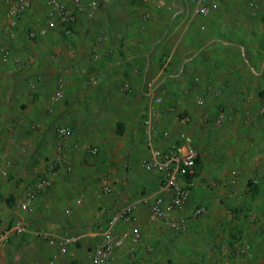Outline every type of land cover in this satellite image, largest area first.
I'll return each mask as SVG.
<instances>
[{
    "label": "crops",
    "instance_id": "1",
    "mask_svg": "<svg viewBox=\"0 0 264 264\" xmlns=\"http://www.w3.org/2000/svg\"><path fill=\"white\" fill-rule=\"evenodd\" d=\"M65 1L71 4L72 0ZM93 1L99 6L105 1L112 2L111 5L117 2ZM155 2L134 0L135 6L130 7V11L135 9L136 12L131 14L135 17L126 26L117 28L116 33L109 31L108 34L96 35L91 30L96 22L88 21V17L81 13L77 17L80 25H75L78 32L70 37H64L61 32V35L49 32L41 41H25V49L19 44L18 32L12 40L21 50L15 55L28 60L25 67L12 66L10 61L4 66L0 64V154L12 163V179L4 181L0 189V222L5 219L1 222L0 231L5 229L7 221H11L12 227L19 219L29 218L30 225L25 221L27 235L14 233L8 246L2 248L0 245V264L10 258L8 252L22 260L19 264H48L54 255L59 264H88L92 248L102 239L96 235V228L104 230L118 209L132 203H137V224L120 223L116 226L118 245L113 259L103 264H195L196 261L203 264L204 253L198 258L193 253L180 251L181 246L190 244L189 240L173 243L171 238H167L170 233L166 228L148 221V202L157 189L159 176L141 171L137 163L147 155L140 142L143 141V111L141 114L139 111L144 102L147 104V85L165 88V106L171 107L172 111L161 112L158 126L169 134V138L160 140L157 147L167 149L181 133L194 135L201 131L199 128L211 126L221 106L226 107L232 116L231 106L238 104L240 108L242 96L245 102L251 97L248 103L256 110L264 106V24L258 29H244V42L238 43L236 28L241 25L237 26L235 21L225 26L226 15H231V8L236 4L234 0H227L224 7L219 3L218 9L207 16L195 15L190 0ZM121 5L129 10L127 3ZM144 13L149 14L146 20L143 19ZM96 17L105 25L112 19V16L107 19L102 9L98 10ZM137 23L139 28H136ZM11 52L14 56V51ZM88 52L92 53L90 62L93 67L97 66L95 63L103 65L102 69L88 74L90 81L99 79L104 85L115 80L121 84L127 82L135 92V99L117 111L121 118L119 130L125 142L113 159L116 167L104 174L109 179L120 178L122 182L114 185L109 194L102 192L101 180L104 177L101 173L77 167L78 156L84 152L89 135L101 133V138L109 135L106 134L107 129L96 127L95 130L88 122L84 126L82 121L72 116L71 92L81 88L82 78L72 75L68 69H76L83 62V68L90 71V66L84 62ZM113 52H117L116 61H112ZM96 53L99 54L97 60L94 59ZM82 54L85 55L82 57ZM166 57L169 60L164 65ZM19 68L24 70L17 74ZM59 76L65 80L67 91L65 93L64 90L63 100L55 103L52 101L56 88L53 81ZM254 94L260 98H254ZM243 110L240 108L239 114L232 117H242L248 125L254 120L261 124L264 122V119H259L258 111L247 114ZM202 117L207 121L202 122ZM58 125L72 128V136L66 142V153L68 163L76 169L66 172L60 166L56 167L49 176V187L36 198L33 212L28 214L19 208V203L32 185L34 169H43L55 159V132L51 137L45 135ZM12 130L18 133V137L30 134L28 136L37 139L39 136V139L30 141L24 137L14 142L10 138ZM194 141L198 144L196 137ZM263 144L264 139L261 141ZM250 146L255 148L256 145L251 143ZM36 147L38 153L29 160L27 153L30 155L29 150ZM199 154L204 162L202 154ZM196 194L197 191H193L191 199H196ZM191 210L188 206L183 215H188ZM137 225L142 232L139 242L132 237ZM40 232L58 236L70 234L78 241L67 253L60 254L46 241L36 239ZM149 246L151 252L146 250Z\"/></svg>",
    "mask_w": 264,
    "mask_h": 264
},
{
    "label": "rangeland",
    "instance_id": "2",
    "mask_svg": "<svg viewBox=\"0 0 264 264\" xmlns=\"http://www.w3.org/2000/svg\"><path fill=\"white\" fill-rule=\"evenodd\" d=\"M251 1L234 0L236 4L231 8L233 9L230 11L231 17L226 15L225 18L227 20L225 21V26L235 21L237 26L241 25L236 28L238 43L244 42V37H242L244 29H258V27L264 24V20H262L264 16V0H257L259 5L255 16L252 15ZM123 2L129 5L128 11L127 6L122 7L121 3L123 4ZM226 2L227 0H216V10L219 7V3L224 7ZM102 4L99 6V9L104 10V13L107 14V19H111L110 16H112V19L107 23L108 25H105L104 22L100 21L102 19H98L97 17L88 18V21L92 23L96 22L95 26L91 28L96 35L108 34L109 31L116 33L117 28L122 25L126 26L129 24L128 21L135 17L134 15L131 16L133 12H136L135 9L134 11H130V7L135 6L134 0H117L114 5H111L112 2L109 4L108 1H105L104 6ZM5 7V0H0V64L4 66L5 63L1 60L2 52L5 48H9L11 51H14V56L13 52H11L9 58L12 66L22 65V67H25L26 60L28 59L15 55V52H20L21 50L17 49L12 40H9L7 37V26L4 19ZM228 8L230 7L228 6ZM45 16L46 10L40 7L35 12L25 15L20 19L17 32L20 35L19 44L21 48L25 49V41L35 42L42 40V38L34 41L27 40L23 36L27 30L43 26L45 24ZM78 23L80 21L76 20L75 25H80ZM132 23L135 22H130V24ZM75 25L72 29L73 35L78 32ZM136 28H139V23H137ZM50 33L61 35L57 28L52 29ZM60 37L62 38V36ZM88 49V51L91 50L90 46ZM91 54L88 52V58L84 61L90 66V71L83 68V62L76 69H68L72 75L76 74L78 78H82L81 88L77 91L74 89L71 92V96L73 97L71 106L74 110L72 111V116L82 121L84 126H87L88 122L93 129L96 127H101L103 130L107 129L108 132L106 134L109 135L101 138L99 137L101 133L99 135H89L87 133L89 138L84 152L78 156L77 167L82 166V168L101 173L103 177H106L107 175L104 173H107L110 168L116 167V162L113 159H116L117 152L120 150L119 148L125 142L123 140L125 137L122 136L119 130L118 122L121 118L117 111L135 99V92L123 94L120 91L123 84L116 80L106 85L99 79L90 81L88 74L102 69L103 66L95 63L97 68L93 67V64L90 62ZM113 54L112 61H116L117 52H113ZM84 55L82 54L81 56L83 57ZM78 61L81 62V59H78ZM23 70L19 68L17 74ZM59 80L64 82L66 93L67 84L60 76L54 79L53 86L56 87ZM158 86L162 87L161 85ZM243 97L239 101L240 108L244 109L243 112L253 114L254 111H257L256 107L245 102ZM255 97L259 99L260 95L254 94ZM61 104L64 103L62 102ZM146 105V102H144L143 108L139 111L140 113L138 112L139 114H141V111L144 112ZM234 105L230 109L232 110L230 111L232 116L238 115V110L240 109L238 104ZM226 109V107L221 106L217 109V114L221 112L229 114ZM258 116L259 119H264L259 114ZM58 126L53 127L52 132L46 133L45 137H51ZM69 127L71 128V126ZM35 129L37 130L38 128ZM35 129L32 130L36 131ZM199 131V133H195L194 135L186 132L192 139L196 137L198 144L194 141V147L199 158V171L198 175L195 176V185L193 187V191H197L196 199H191L188 206L193 210L196 207L204 205L206 211L199 217L189 220L188 229L184 233L167 234V238H171V242L173 243H180L182 239H185L184 242L189 240L190 244H187L186 247L184 246L185 248L181 246L180 248L182 249L180 251L182 252L183 250V252L185 251V253L189 254L193 253L198 258L204 253L203 264H264V144L261 145V141L264 139V122L261 124L259 121L254 120L248 125L245 119L236 117V119L233 118L230 123L223 126L215 127L211 125L209 127H201ZM5 135L7 136V134ZM28 135L30 134H27V136H20L19 134L20 137H18V133L12 130L10 138L14 142L16 139L22 140L24 137L30 141H37L39 139V136L37 139ZM140 142L144 146L143 141ZM251 143L256 145L255 148H251ZM109 144H113V146L110 147ZM38 150V147L33 148L31 151L29 150L30 155L26 152L29 160L35 157ZM92 150H96V153L91 154ZM199 152L202 154L204 162L201 161ZM137 163L139 164V162ZM75 169L71 166L70 172H74ZM10 179H12L11 175H9L8 181ZM35 179L36 177L33 175L31 184ZM189 214L186 216H189ZM29 220V218H25L24 221L30 225ZM2 221H5V219ZM1 222L0 225L2 224ZM11 224V221H7L4 228H9ZM24 235H27V233ZM11 239L5 244L0 243L1 247L8 246ZM36 239H42L41 241L43 242L46 241L41 237ZM243 244L249 245V255L237 254V246ZM4 253L7 252L4 251ZM7 255L10 258L6 259L3 264H19V262H22L18 257L13 256L11 252H8ZM199 263V261H196L195 264Z\"/></svg>",
    "mask_w": 264,
    "mask_h": 264
},
{
    "label": "built area",
    "instance_id": "3",
    "mask_svg": "<svg viewBox=\"0 0 264 264\" xmlns=\"http://www.w3.org/2000/svg\"><path fill=\"white\" fill-rule=\"evenodd\" d=\"M155 4V0H145ZM193 7V13L198 16H207L210 12L216 9L214 0H190ZM4 19L7 26V37L9 40H14L17 37L18 24L20 19L28 14L35 12L38 8L46 10L45 24L41 27L27 30L24 33V38L27 40H37L44 38L49 32L57 28L64 37L72 35L73 26L76 23L79 14L84 13L88 18H93L99 10V4L96 1L90 0H72L68 4L65 0H5ZM258 1L252 0L250 6L252 15H256L258 9ZM148 13H144L143 19H147ZM96 51V50H94ZM11 50L5 48L2 52L1 60L3 63L9 61ZM99 54L94 55L97 60ZM169 57L163 59L165 65ZM137 75H140L137 72ZM123 94L132 93V86L129 83H124L120 88ZM64 94V82L58 81L55 92L52 96L53 102H59ZM147 105L141 117V129L143 134V143L147 150V155L139 161V169L143 172L155 173L159 176L157 189L148 202L147 217L148 221L157 226L166 228L170 234L184 233L189 226V220L199 217L204 214L206 207L200 206L191 210L189 216L183 215V211L187 208L195 185V168L198 154L194 147L192 137L187 133H181L175 142L167 149H160L157 143L160 140L169 138V134L159 129L158 122L160 114L163 110L172 111L171 107L165 106L166 90L163 87L155 85H147L146 89ZM247 102H251V97H248ZM165 106V107H164ZM164 107V109H162ZM258 114L264 118V106H260ZM232 116L221 112L212 120V125L215 127L223 126L232 121ZM202 122L207 121L206 117L201 118ZM55 147L56 157L43 169H34L35 181L26 191L22 201L19 203V208L30 214L33 212V206L36 198L46 190L50 185V175L55 172L56 167L63 168L66 172L71 171V166L68 163L66 153V142L72 136V129L69 126H59L55 130ZM96 150H92L91 154H95ZM12 163L5 159L0 154V189L4 181L10 175ZM120 178L104 177L101 180V189L104 194L112 192L114 185L121 184ZM137 203H132L118 209L110 218L106 228L101 230L96 228V235L102 239L92 248L91 257L88 264H103L113 259V253L118 245L116 226L120 223H135L137 224ZM28 232V225L24 220L19 219L16 223L7 229H4L0 234V243H7L12 234H23ZM46 240V242L57 249L60 254H65L68 249L75 245L78 238L70 234L58 236L51 233L40 232L37 234ZM133 240L139 242L142 239L140 226L133 232ZM151 252L152 248H146ZM237 254L249 255L250 247L247 244L238 245L236 248ZM48 264H59L55 257ZM138 264H143L139 262Z\"/></svg>",
    "mask_w": 264,
    "mask_h": 264
},
{
    "label": "trees",
    "instance_id": "4",
    "mask_svg": "<svg viewBox=\"0 0 264 264\" xmlns=\"http://www.w3.org/2000/svg\"><path fill=\"white\" fill-rule=\"evenodd\" d=\"M198 165H199V158L197 157V159H196V170H195V176H197L198 175ZM0 198H1V194H0ZM9 202V201H8Z\"/></svg>",
    "mask_w": 264,
    "mask_h": 264
}]
</instances>
